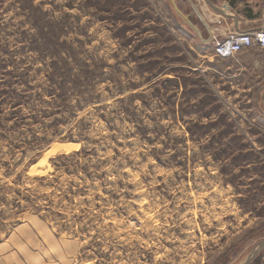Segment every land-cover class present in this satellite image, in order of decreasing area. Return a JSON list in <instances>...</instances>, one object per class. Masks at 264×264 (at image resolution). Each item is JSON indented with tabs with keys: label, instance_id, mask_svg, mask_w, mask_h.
Instances as JSON below:
<instances>
[{
	"label": "rangeland",
	"instance_id": "1",
	"mask_svg": "<svg viewBox=\"0 0 264 264\" xmlns=\"http://www.w3.org/2000/svg\"><path fill=\"white\" fill-rule=\"evenodd\" d=\"M174 15L0 0V264H239L264 240V121L225 112Z\"/></svg>",
	"mask_w": 264,
	"mask_h": 264
},
{
	"label": "crops",
	"instance_id": "2",
	"mask_svg": "<svg viewBox=\"0 0 264 264\" xmlns=\"http://www.w3.org/2000/svg\"><path fill=\"white\" fill-rule=\"evenodd\" d=\"M167 1L188 49L199 51V76L204 74L209 89L224 101L225 112L254 114L264 121V48L254 47L226 59L214 54L230 32L264 31L262 0Z\"/></svg>",
	"mask_w": 264,
	"mask_h": 264
},
{
	"label": "built area",
	"instance_id": "3",
	"mask_svg": "<svg viewBox=\"0 0 264 264\" xmlns=\"http://www.w3.org/2000/svg\"><path fill=\"white\" fill-rule=\"evenodd\" d=\"M262 12L264 15V0H262ZM258 47L264 48V31L252 33L230 32L225 39L214 48V54L218 58H231L244 50Z\"/></svg>",
	"mask_w": 264,
	"mask_h": 264
},
{
	"label": "water",
	"instance_id": "4",
	"mask_svg": "<svg viewBox=\"0 0 264 264\" xmlns=\"http://www.w3.org/2000/svg\"><path fill=\"white\" fill-rule=\"evenodd\" d=\"M263 250H264V240H261L252 247L249 254L239 264H251Z\"/></svg>",
	"mask_w": 264,
	"mask_h": 264
},
{
	"label": "trees",
	"instance_id": "5",
	"mask_svg": "<svg viewBox=\"0 0 264 264\" xmlns=\"http://www.w3.org/2000/svg\"><path fill=\"white\" fill-rule=\"evenodd\" d=\"M255 260H256V259H255ZM255 260H254V261H255Z\"/></svg>",
	"mask_w": 264,
	"mask_h": 264
}]
</instances>
